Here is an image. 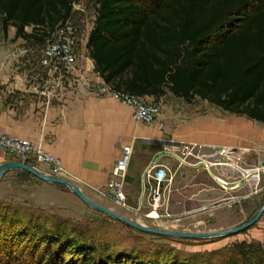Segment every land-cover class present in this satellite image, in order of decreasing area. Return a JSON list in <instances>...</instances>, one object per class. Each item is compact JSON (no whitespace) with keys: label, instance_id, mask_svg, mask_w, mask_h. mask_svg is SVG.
<instances>
[{"label":"rangeland","instance_id":"1","mask_svg":"<svg viewBox=\"0 0 264 264\" xmlns=\"http://www.w3.org/2000/svg\"><path fill=\"white\" fill-rule=\"evenodd\" d=\"M95 8V0H79L73 7L71 16L78 26L77 36L82 44H85L93 27ZM27 30L31 31L32 27H27ZM7 37L8 31L3 30L0 17V49H4V55L40 60L45 42L21 38L13 48L7 49L3 43ZM79 53L81 62H84L88 55L87 46H82ZM145 98L162 107L155 124L169 128L170 135L164 139L181 144H159L164 150H175H169L173 153L159 157L166 160V166L154 164L155 168L166 171V178L160 187L161 200L157 212H151L154 210L152 188L146 183L138 206L130 210L126 208L125 183V205L119 203L118 198L109 190L107 196L119 204L110 208L150 227L187 233L217 232L251 219L264 204V173L254 172L244 184L231 189L223 186L214 175L230 182L241 178L234 164L246 169L262 166L264 124L246 115L224 110L199 97L188 102L168 91L158 98ZM175 154L180 156L176 157ZM202 160L207 164H203ZM208 162L213 164L211 169ZM227 163H233V166L228 165L226 168ZM24 176L26 174L22 175ZM109 183L110 180V189ZM18 184L7 193H0V259L5 264L13 263L15 259L16 264H81V259L74 253L71 256L65 255L61 247L51 248L40 239L32 238L31 234L20 235L21 229L27 228L32 232L34 222L48 218L57 222L69 220L81 226H89V234L97 243H107L114 254L125 250L140 256L145 264H156V260L171 263L173 259L181 263L226 264L230 258L245 264L239 245L247 249L250 245L264 251V237L260 235L264 230V213L246 230L235 234L191 238L160 235L129 226L88 206L82 200L69 207H40L29 201V197L25 195L27 192H22L23 187L20 186L21 183ZM241 186L242 189H239ZM15 219L20 221H14ZM102 247L100 244L96 264L106 263Z\"/></svg>","mask_w":264,"mask_h":264},{"label":"trees","instance_id":"2","mask_svg":"<svg viewBox=\"0 0 264 264\" xmlns=\"http://www.w3.org/2000/svg\"><path fill=\"white\" fill-rule=\"evenodd\" d=\"M78 1L0 0L3 30L13 26L17 38L42 43L72 15ZM95 3L87 49L96 71L115 90L155 98L170 91L188 102L199 97L264 124V0ZM21 230L20 235L61 247L65 255L74 253L81 264H96L100 244L105 264H145L125 250L114 254L107 243L92 238L89 226L77 222L48 218L34 222L32 232ZM248 247L239 245L245 264H263V249ZM0 264L5 263L0 259ZM170 264L192 263L173 259ZM226 264L244 263L230 258Z\"/></svg>","mask_w":264,"mask_h":264},{"label":"crops","instance_id":"3","mask_svg":"<svg viewBox=\"0 0 264 264\" xmlns=\"http://www.w3.org/2000/svg\"><path fill=\"white\" fill-rule=\"evenodd\" d=\"M9 28L3 42L7 49L22 38L16 37L15 27ZM3 52L4 49H0V133L29 139L58 155L65 168L64 177L80 186L89 198L109 207L118 203L107 196L108 182L115 166L125 160L124 147L131 145L133 151L126 160L124 186L126 208L135 209L143 193V174L155 153L163 149L157 141L170 135L169 128L137 122L133 108L112 94L87 91L89 81L95 85L105 82L97 71L86 69L87 65L95 66L89 52L87 56L91 60L85 58L81 62V71L53 70L41 60L6 56ZM13 158L0 151V164ZM155 163L166 166L164 158ZM211 165L208 162L210 169ZM228 165L233 166V163L225 167ZM234 166L241 177L263 172L262 166L256 169ZM23 173L26 176L22 177ZM18 183L23 187L22 192H27L29 201L40 207H69L81 201L68 186L44 181L19 168L4 175L0 193L15 189ZM260 235L264 237V230Z\"/></svg>","mask_w":264,"mask_h":264},{"label":"built area","instance_id":"4","mask_svg":"<svg viewBox=\"0 0 264 264\" xmlns=\"http://www.w3.org/2000/svg\"><path fill=\"white\" fill-rule=\"evenodd\" d=\"M76 3L74 2L73 7ZM77 35L78 26L73 22L72 16L68 17L65 21H61L51 36L44 41L45 45L42 48L40 58L41 63L53 70L81 71L82 64L79 58V51L82 49V46L86 47L87 45L82 44ZM87 59H90L89 56L86 57ZM86 69L88 71H96L93 65H87ZM82 77L84 78V76ZM86 89L98 95L112 94L124 104L133 108V117L137 122L155 124L157 116L162 112V107L159 103L148 101L143 96L117 91L106 82L95 85L89 81L86 84ZM0 151L12 155L14 157L13 160L31 164L44 173L64 176L65 168L62 159L56 154L47 152L41 144H34L29 139L0 133ZM132 151L131 145L124 147L125 160L115 166L109 183L110 193L116 196L119 203L123 205L126 204L125 195L123 194V183L127 174L126 160L130 158ZM145 173L146 176L143 177L144 186L146 183V185L149 184L152 188L151 199L153 200L152 207L154 210L151 212H157V207L161 200L160 187L166 178V171L162 175H158L155 165H150ZM148 215L151 216L150 213Z\"/></svg>","mask_w":264,"mask_h":264},{"label":"water","instance_id":"5","mask_svg":"<svg viewBox=\"0 0 264 264\" xmlns=\"http://www.w3.org/2000/svg\"><path fill=\"white\" fill-rule=\"evenodd\" d=\"M157 143H159L161 145H168V146H173V145L179 146L181 144L178 141L165 140V139L158 140ZM171 153H173V152H171L169 150H164V149L156 152L150 165H153L157 161V159L159 157H161L162 155L171 154ZM262 166H264V160L262 161ZM13 168L23 169V170L33 174L34 176H36V177H38L44 181H47V182H54V183L66 185L88 206H90L96 210H99L103 213L109 214V215L113 216L114 218H116V219L126 223L127 225L138 229V230L149 232V233H154V234L171 235V236H179V237H189V238H191V237L220 236V235H225V234H235V233H239L241 231L246 230L248 227H250L252 224H254L264 213V204H263L261 206V208L258 210V212L248 221L244 222L241 225H238V226L226 229V230L217 231V232L187 233V232L166 230V229H161V228L150 227V226H147L145 224L134 221V220L120 214L119 212L111 209L110 207L104 206V205L94 201L93 199L89 198L81 190L80 186H78L76 183H74L70 179L65 178L63 176H57L54 174L44 173L43 171H41L40 169L36 168L35 166H33L29 163H25V162L18 161V160H7V161L3 162L2 164H0V181L2 180L4 175L9 170H11ZM163 172H164L163 168H159L157 170L158 175H162ZM214 177L221 184H223L224 186H226L230 189L233 187H238L247 181V177H245V176L240 178L239 180L230 181V182L225 181L224 179L217 177V176H214Z\"/></svg>","mask_w":264,"mask_h":264},{"label":"bare ground","instance_id":"6","mask_svg":"<svg viewBox=\"0 0 264 264\" xmlns=\"http://www.w3.org/2000/svg\"><path fill=\"white\" fill-rule=\"evenodd\" d=\"M181 159V158H180ZM182 160V159H181ZM183 162H185V163H187L184 159L182 160ZM202 162H203V164H207V163H205V161H203L202 160ZM263 167V173H264V166H262ZM214 176H216V175H214ZM144 186V185H143ZM152 213H155V211L154 212H152Z\"/></svg>","mask_w":264,"mask_h":264},{"label":"flooded vegetation","instance_id":"7","mask_svg":"<svg viewBox=\"0 0 264 264\" xmlns=\"http://www.w3.org/2000/svg\"><path fill=\"white\" fill-rule=\"evenodd\" d=\"M154 164H155V163H154ZM154 164H153V165H154ZM149 166H150V165H149ZM156 169L158 170L159 168H156ZM163 170H164V169H163ZM164 171H165V170H164ZM241 178H242V177H241ZM222 179H223V178H222ZM223 186H224V185H223Z\"/></svg>","mask_w":264,"mask_h":264}]
</instances>
